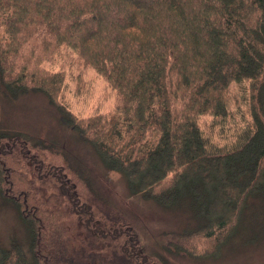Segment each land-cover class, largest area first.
I'll return each mask as SVG.
<instances>
[{"label":"trees","instance_id":"16d2710c","mask_svg":"<svg viewBox=\"0 0 264 264\" xmlns=\"http://www.w3.org/2000/svg\"><path fill=\"white\" fill-rule=\"evenodd\" d=\"M0 35L6 38L0 39V80L9 95L43 92L59 121L108 170L124 176L132 194L165 206H195L192 215L205 221L193 234L220 244L239 231L252 197L251 203L264 198V0H0ZM19 45L36 49L35 56L8 65L11 54L24 58ZM65 48L116 91L112 113L83 118L60 101L62 71L41 63ZM19 68L18 75L28 77H5ZM235 80L250 82L252 127L227 152L210 153L198 116H226ZM4 141L45 156L51 166L41 178L55 179L60 190L49 196L55 199L52 230L41 233L34 209L20 204L27 242L0 240V264H153L131 227L106 237L119 221L116 212L106 213L91 176L62 147L23 131L0 130L1 152L9 144ZM54 152L65 161L47 156ZM3 174L0 166V186ZM68 212L81 237L65 221L63 235L59 219ZM95 214L106 226L91 225Z\"/></svg>","mask_w":264,"mask_h":264},{"label":"rangeland","instance_id":"374dc122","mask_svg":"<svg viewBox=\"0 0 264 264\" xmlns=\"http://www.w3.org/2000/svg\"><path fill=\"white\" fill-rule=\"evenodd\" d=\"M0 39L6 40L2 35ZM33 51L37 50L31 49V46L29 48L21 46L20 52L24 58L15 61L11 54L8 65L9 62L14 61L19 66L24 59L35 56ZM41 65L46 69L62 71L63 83L59 98L77 116L85 118L113 112L116 91L101 74L85 65L72 50L65 48L53 61H43ZM18 72H21L20 68L15 69L13 75H5V77L15 79L28 77V75H18ZM250 94L248 80H235L230 84L227 92L229 112L226 116H213L210 113L198 116V125L207 141L210 153L227 152L239 144L241 140L239 135H242L245 129L252 127ZM0 130L9 133L23 131L43 137L46 141L62 147L64 156L71 158L75 167H79L91 176L95 190L104 199L106 213L111 215L110 209L116 212V216L113 217L118 218L119 221L114 222L116 225L111 227L110 234L106 237L110 239V235L114 237L131 227L142 238L151 263L158 264V259L155 257L158 256L163 257L168 264H264L263 197H257L258 200L251 203L255 198L252 197L244 211L239 231L228 233L227 237L218 244L217 240L208 239L200 231L193 234L196 230L194 228L205 221L197 220L192 215L190 209L198 212L195 206L188 203L165 206L160 202L132 194L126 178L115 170H108L93 154L90 147L59 121L57 110L50 105L43 92L32 90L12 97L0 80ZM4 143L9 144L2 152L0 151V166L3 175L6 176V184L2 181L0 186V240L8 243L15 237L26 243L28 230L21 218L22 205H25L22 202L34 209L41 233L49 230L56 221L51 208L55 199L49 196L60 190L59 183L51 177L41 178L51 166L45 156L23 144L20 146L13 144L16 146L15 151L13 146H9L12 142L4 141ZM8 151L11 154H8ZM43 152L46 153V150ZM47 156L57 162L65 161L64 156L56 152ZM5 191H8V199L5 198L7 197ZM68 215L69 218L59 219L61 228L62 221H65L64 225L71 227V234L81 237V230L76 229L78 224L77 219H74L76 216L72 212H68ZM123 220L126 221L123 223ZM97 224L104 227L106 221L102 223L101 216L95 214L91 225ZM87 232L85 227V233ZM62 233L67 236L63 228ZM184 234L193 235L181 236L185 238H181L178 242L174 241L177 235ZM63 238L69 240L67 237Z\"/></svg>","mask_w":264,"mask_h":264},{"label":"flooded vegetation","instance_id":"af4514ba","mask_svg":"<svg viewBox=\"0 0 264 264\" xmlns=\"http://www.w3.org/2000/svg\"><path fill=\"white\" fill-rule=\"evenodd\" d=\"M101 220H103V218L101 217Z\"/></svg>","mask_w":264,"mask_h":264}]
</instances>
